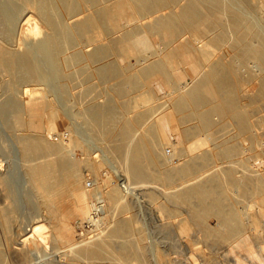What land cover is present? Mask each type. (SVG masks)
<instances>
[{
  "label": "bare ground",
  "instance_id": "1",
  "mask_svg": "<svg viewBox=\"0 0 264 264\" xmlns=\"http://www.w3.org/2000/svg\"><path fill=\"white\" fill-rule=\"evenodd\" d=\"M181 1L0 0V81L6 82L14 92L21 87L17 90L21 101L10 95L9 98L1 99L0 114L5 119L14 117L18 129L23 125L25 129L33 130L32 133L25 131L26 133L16 135L17 160L24 163L27 177L39 192L42 203L47 205V209L50 208V212L51 208H55L56 198L62 194H68L74 200L76 211L85 215V219L91 215L98 200L104 201L105 205L97 219L94 236L82 240L80 238L78 241L64 238L60 234L57 236V239L68 243V249L64 258L61 257L64 261L59 263L60 259L54 264H78L79 259L76 261V258H105L111 260V264H130L142 252L139 248L143 247H136L137 238L136 242H129L128 235L134 233L140 241L143 233L142 226L133 215L131 218L115 217L103 230L104 217L109 216L106 214L105 198L118 201L124 187L113 185L106 190L103 187L105 179L97 174L94 178L95 187L85 188V174L74 166L70 158V151L83 140L82 135L72 132L69 144L64 143L63 138L49 140L45 137L44 129L49 127L45 122L46 110L52 103L47 100L48 97L39 95L40 91L37 90V94L35 89L27 87L45 79L40 63L41 56L44 57L42 60L49 61L48 65L52 63V71L62 88L75 71L89 73V64L100 79L107 82L110 79L115 80L109 86L113 92L106 97L105 102H92L81 111L85 123L95 133L100 130L107 131V137L111 141L107 144L108 151L118 159L124 176L128 179V189L139 182L160 180L170 186L181 180V183L177 182L175 189H167L162 196L167 195L169 203H175V211L179 207H186L183 209L185 212L182 211L185 215L176 224L182 235L189 234L194 228L200 230L203 238L208 241L227 244L238 240L246 242L248 225H254L255 229L258 221L255 211L250 213L247 208L244 210L239 206V202L229 192L231 188H235L234 191L239 197L254 198L257 194L261 198L258 212L264 215V171H256L255 174L249 173L255 170L243 171L239 175L238 166L246 164L245 160H236L239 145L228 143L227 140L217 141L219 137L216 136L217 130L231 123L240 134L249 137L251 143L260 142L255 139L254 129L256 130V123L264 127V118L255 119L253 116L256 108H245L240 101L244 97L249 98L251 103L256 98L264 97V20H259L245 11L246 7L255 9L257 2L263 0ZM167 8L169 11H163ZM25 11L32 14L26 17ZM23 16L33 37H24V47L21 48L15 46V41L12 40L17 35V25ZM29 29L26 31L29 32ZM187 33L190 35L187 36ZM153 37L159 39V47L154 45ZM85 42L94 45L85 49ZM185 54H192L195 58L192 66L195 75L191 81H178L172 72L175 67L172 64L173 59ZM150 55L155 58L149 59ZM125 56L135 58L138 66L132 61L120 65L116 59ZM244 65L247 68L243 69ZM152 79H159L162 84L172 89L169 102L164 103V109H168H163L159 115L156 114L157 109L154 113L151 107H147L129 116V112L136 110V105L143 103L138 102L140 99L135 103L133 97L136 94L132 93L145 90L148 80ZM256 81L258 85L254 94L243 93L246 84L252 86ZM127 82L130 83L132 91L126 89ZM143 95H136L137 99L148 96ZM150 116L152 122L149 120ZM50 120L51 128L59 129L60 124L66 122V117L53 113ZM189 121L193 122L188 123ZM219 122L223 124L214 129L213 126ZM212 128L214 131L211 132ZM169 129L179 133L183 146L169 142ZM197 134H203L202 139L211 141L209 143L217 148V152L210 153L207 149H199L207 145L201 146L204 142H188ZM167 144H172L174 149L170 155L165 153ZM197 149L202 152L196 153ZM262 152L264 153V148ZM223 158H226L229 165L219 163L218 170L202 177L205 175L201 171H205L212 162ZM91 161L89 158L84 162L94 166ZM97 162L102 165V158ZM11 182L0 159L1 188L5 191ZM153 185L145 186L150 189L148 195L151 199L156 198L152 192L154 188H151ZM91 195L95 197L93 204ZM17 206L19 205L12 202L1 208L6 228L10 225V229L9 214L16 212ZM117 206L120 212L130 208L125 201L119 202ZM169 207L163 203L161 211H173L168 210ZM211 215L218 217L221 226L219 229H213L206 224V219ZM28 230L33 232L28 235L31 238L35 234L45 235L44 225L41 224L32 225L30 229L25 228L26 233ZM10 239L8 241L13 245L14 239ZM3 258L4 255L0 252V262L6 261ZM68 259H75L78 263L67 261ZM176 261L172 260L174 264L179 263Z\"/></svg>",
  "mask_w": 264,
  "mask_h": 264
},
{
  "label": "rangeland",
  "instance_id": "2",
  "mask_svg": "<svg viewBox=\"0 0 264 264\" xmlns=\"http://www.w3.org/2000/svg\"><path fill=\"white\" fill-rule=\"evenodd\" d=\"M181 2H183V0ZM263 2L260 1L259 2L260 4L257 2V4L255 5V9H252L251 7H246L245 11L247 13L255 15V17L258 18L259 20L260 19L264 20ZM176 8L178 9V6ZM167 10L169 11L168 8L166 10L164 9L163 11L166 12ZM24 14L27 17L32 13L25 11ZM26 23H27L26 18L23 16L22 19L19 20V24L17 25V31H16L17 35L14 38L15 40L14 39L12 40V42L15 41L13 42V44L15 43L14 44L15 46L23 48L24 47L23 42L25 38L28 39L30 37H33V35L30 33V29H29L30 26L28 25V23L27 24ZM42 27L43 29L45 28L44 26ZM28 29L29 32L26 31ZM186 35L188 36L190 35V33H187ZM152 41L156 47H159L160 41L158 38L153 37ZM85 43H86L84 45L85 49H90L94 45L91 42H85ZM152 56L153 55H150L149 59L155 58L154 56L153 57ZM41 57L44 58L43 56ZM42 58L40 63L42 66V70L45 74V79L38 84H30L27 87L28 88L32 87V89L36 90L37 94L40 93L39 95L46 96V98L48 97L47 100H49L50 103H52L50 104V107L46 110L45 122L47 125H49V127H45L44 129L45 137L49 140H57L63 138V134L65 132H68L70 134V138L72 132L75 133V135L77 134L80 136L82 135L83 140H80L79 143L75 145L73 149L70 151V158L74 166L76 168H79L85 174L83 179V185H85V188H87L86 187L87 178L90 176L95 178V175L97 174L101 176V178L105 179L103 183V187L106 190L110 189L113 186L112 179L114 178V176H121L124 178L125 181L126 180L128 181V179H126L124 176L122 167L118 162V159L113 157L111 153L108 151L107 144L110 141V139L107 137L108 136L107 131L100 130L99 133H95L89 130L85 123V118L82 115L83 109L88 104H91L92 102L102 104L103 102H105V100L110 96L109 94L113 92V89H111L109 86H111L115 80L110 79L107 82V80L100 79L96 75V73L91 70L92 67L89 64L90 69H87L89 73L82 72L79 70H78L79 72L75 71L72 78L67 80V82L65 81L64 83L65 87L62 88L60 87L59 79L54 76V73L52 71L53 69L52 63L48 65L49 61L45 59L46 60L45 62V60L44 59L42 60ZM116 60L118 63H120V65L122 64L125 65L127 61H132L135 62V65L137 64L136 66H138V63H136L137 62L136 59L133 57L130 58L128 56L122 58L119 57ZM194 63H195V58L192 54H185L183 56L174 58L172 63L175 66L174 68H172L174 78L178 81H180V79L181 81H191V79L195 75V72L192 67ZM242 67L243 69L247 68L245 65ZM5 78H8V76H5ZM56 80L58 81L56 82ZM257 85H258L257 81L252 86L251 84L250 85L246 84L244 88L245 92L243 93L247 92L248 94L249 93L254 94L256 92ZM125 86L127 90L132 89V87L130 88V83L128 82L126 83ZM20 88L21 87L17 88L15 90L16 92H14L12 89L8 87V84L6 82L0 81V100L9 98L11 96L14 98H18L21 101L20 93H18L17 91ZM37 90L38 92L39 91L40 92L38 93ZM145 90L141 89V91H136L132 93L140 97L144 96L143 94H147L148 96H145L144 97L145 99L144 98L142 99L140 97H138L137 99L136 95L133 97L135 99V103H137L136 101H138L139 99L140 100L138 102L143 101V103L136 105L135 107L136 110H134L133 112H129L128 113L129 116H133L137 111L145 109L147 107H151L154 110V111L152 110L154 113L156 112L157 109L156 114L158 113L159 115L162 114L161 111H163L165 107L164 103L165 101H167V103L169 102L168 99H170L171 97L170 93L172 89L169 86L162 84L161 80L152 79V80H148V86L145 87ZM140 92L143 93L141 94ZM11 94L14 96H12ZM144 102L146 103L144 104ZM150 102L153 103L151 104ZM251 103L249 98H244V97L240 101V104L245 108H249V109L256 108L253 116L255 119L264 118V97L258 99L256 98L253 101L252 105H248ZM165 109L168 108L166 107ZM53 113H56L58 115L62 114L65 115L66 117V122L61 123L59 129L51 128L50 123L52 122V120L50 119L53 116ZM67 113L69 116L67 115ZM152 113L151 116L154 114ZM260 115L261 117H259ZM0 116L2 117V118L0 117V144L3 145L2 147L0 146L1 147L0 159L4 165V170L7 173V176L8 177L10 176V182L13 180L11 184L9 183L6 186L7 191L6 190L4 191V189L1 188L2 186L0 184V210L3 207L5 208V206L7 205L9 206L10 203L12 202L14 204L19 205L17 206L16 212L14 211L9 214L11 217L8 215V217L11 218L10 229H9L10 225H8V228L5 227L4 215L1 214L2 211H0L1 214L0 215L1 217L0 252H2V254L4 255L3 260L4 259L6 260L0 262V264H5V263L6 264H43V263L48 264L52 262L54 264L55 261L57 262L60 259L61 262L59 261V263H62V261H64L62 258H64L66 250L68 249V245H67L68 243L60 240L59 238L57 239V236L59 234L64 236V238L66 237L72 238L73 240L78 241L80 240V238L82 240L86 237L88 238L89 236H94L96 231L88 234L89 236H84V237L81 236L80 230H78V225L82 221H84L85 215L76 211L74 200L68 194H62L56 198L55 208H51L52 212H50L49 207L48 209L46 208L47 205L42 203V199L39 192L36 190L35 186L29 180V177H27L28 175L24 171L26 170L25 165H23L24 163L23 162L20 163L19 160H17L18 157L16 156V152H15V150L18 149L15 145L17 143L16 135L24 133L25 131L28 133H32L33 130L31 129L27 130L23 125L21 128L18 129V127L15 125L14 117L9 116L8 118L5 119L1 114ZM151 116L149 118L150 122L153 121V119H151ZM191 122L193 121H189L188 123ZM222 124L223 122L221 123L219 122L215 124L213 128L215 127L214 129H216ZM262 127L263 126L260 124L258 125V123L255 124V128H256V130L254 129L255 139L260 141L257 144L255 143V141L251 143L250 138L240 134L237 129H234L231 123H228L225 127L217 130L216 136L219 137L217 141L227 140L228 143L234 142L235 144L239 145V151L237 153L236 160L237 161L245 160L246 163L238 166L239 175H241L243 171L249 172L255 170V172H249L253 174L257 173L256 171H258V173L264 171V153L262 152V148H264V129H263L264 127L263 128ZM213 128L211 129V132L214 131ZM258 130L261 132H259ZM168 135L170 139L169 142H172L173 144L177 143L178 146L179 145L183 146V143L181 145L180 142L181 138L177 131L173 129H169ZM201 136H203V134H197L196 136L194 135L192 139L188 140V142H195V141L198 143L204 142L203 144L201 143L202 144L201 146H203L204 144L207 145H204L203 146L204 148L199 147V149L201 150L203 149L202 151H205L207 149L206 151L210 153L215 151L217 152V148L215 149V147H213L212 144H210L211 141L206 140L204 138L202 139ZM179 142L180 144H178ZM171 145L172 144H167L166 147L170 148L172 153L174 149L173 146L171 147ZM259 146L261 148H257ZM166 147H165V153H167ZM199 149H197L198 152L196 153L202 152ZM260 152L263 154H261ZM89 158H91L92 160L91 162L94 164L95 167L93 165H89L84 162L86 159ZM101 158L103 163L102 165L98 164L97 162ZM219 163L220 165H225V166L229 165L226 158H223L220 161L212 162L209 166L205 168V171L200 172L203 173V175H205L202 177H206L207 175L212 173L215 169L218 170ZM191 181H194V179H192ZM177 182L181 183V180ZM177 182L174 183V185L172 184L170 186L168 185L169 187L163 184V182H161L160 180L159 181L157 180L156 182L134 183L130 186L131 187L130 189H128L127 186H124V189L122 188V191L119 195L120 199H118V201L113 202L110 201L108 198H105L106 208H107L106 214L108 213L109 216L106 217L105 215L104 217L103 230H105V227H108L110 225V223L113 221L112 219H114L115 217L131 218L132 215L136 219V221H138L137 223H139V225L142 226L143 236L142 237L140 236L141 239L140 241L139 238L134 235V233H131V235L129 234L127 238L129 239V242L130 241L136 242L135 239L137 238L138 242H136V247L137 248L143 247V249L139 248L142 251L140 252L141 256L138 255L137 258H134L133 261L130 262V264L132 263L133 264H163V263L174 264L173 262H177L176 260H178L179 262L177 264H185V263L186 264H211V263L212 264H218V263L219 264H223V263L224 264H264V215H261L258 212V208H259L258 202L261 201V198L257 194L254 196V198L253 197L244 198V197H239V194L234 191L235 188H231L233 191L229 189L230 194L232 195L233 198L234 197L236 198V200L239 202V206L240 205L242 206V209L245 210L247 208V212L255 211V218L258 221V226L255 225V229H253L254 225L253 226L252 224L248 225L247 227L248 230L247 233L245 234V238L247 239L246 242H242L238 240L231 244L216 243L214 242V240L213 241L205 240L203 238L202 232L194 228L191 229L189 234L182 235L179 232V229L176 225L178 223L177 220L179 221L185 215L182 213L185 212L183 209H186V207L184 206L179 207L178 211L177 210L175 211L173 210L176 209L175 203L172 201H170L169 203V199L166 197L167 195H164L165 198H167V200L164 198V196H162L163 194H166L165 191L167 189L173 190V188L177 186ZM146 185L147 187L149 185H153L151 186V188H154L155 191L153 189L152 192L155 193L156 195L155 196L156 198H152L154 200H152L148 195V191L150 189H147V187H145ZM154 186H156L157 188ZM7 192L11 194L9 195ZM90 200L91 203L93 204V201H95V197L91 195ZM122 201L128 203L130 207L128 211L125 212L119 211L117 204ZM163 203L167 207L170 206L168 210L171 209L173 211L162 212L161 205ZM171 204L174 206H172ZM39 224L44 225L45 235L35 234V237L33 238L28 237V235L33 232L32 231L30 232L28 230L29 232L26 233L25 228L30 229L32 225L36 226ZM206 224L213 229L216 228L219 229L221 227L219 224L218 217L215 215L209 216L206 219ZM258 229H260L261 231L258 232ZM8 238L9 239L13 238L15 240L12 241V244L14 243L13 245L9 243L11 239L8 241ZM4 253H6L7 255ZM5 256L6 257L9 256V257H7L6 259ZM48 259L50 260V262H48L49 261ZM78 259H79L78 262L81 264H101V262L102 264H111L110 262L111 260L109 259L106 260L105 258L103 259L99 258L98 260L95 258H87V259L76 258V261ZM73 260L74 261L68 259L67 261L73 263L76 262L75 259ZM212 260L213 262H211ZM112 264L115 263L112 262Z\"/></svg>",
  "mask_w": 264,
  "mask_h": 264
},
{
  "label": "built area",
  "instance_id": "3",
  "mask_svg": "<svg viewBox=\"0 0 264 264\" xmlns=\"http://www.w3.org/2000/svg\"><path fill=\"white\" fill-rule=\"evenodd\" d=\"M63 141L66 144L70 143L71 138H70V134L68 132H65L63 134ZM167 153L169 155L171 154L170 148H167ZM112 185H122L124 187V186H126V181L121 176H114V178L112 179ZM86 187L87 188L95 187V179L92 176L87 178ZM96 204L97 205L94 207L91 215L88 216L86 219H84V221H82L78 225V230H80V234L82 237L89 236L88 234H90L91 232H95L94 228L96 226L97 219L100 216V214L102 213L104 206H105L104 201H102V200H98V202Z\"/></svg>",
  "mask_w": 264,
  "mask_h": 264
}]
</instances>
